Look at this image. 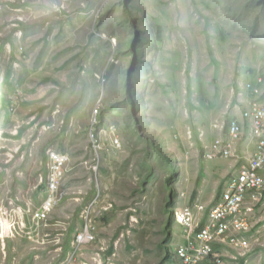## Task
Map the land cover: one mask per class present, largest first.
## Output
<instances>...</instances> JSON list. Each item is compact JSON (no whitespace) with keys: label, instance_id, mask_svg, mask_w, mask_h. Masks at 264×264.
<instances>
[{"label":"rangeland","instance_id":"obj_1","mask_svg":"<svg viewBox=\"0 0 264 264\" xmlns=\"http://www.w3.org/2000/svg\"><path fill=\"white\" fill-rule=\"evenodd\" d=\"M257 77L264 0H0V264H181L176 212L238 172L196 124L236 116ZM51 153L69 162L44 221ZM256 222L247 264L264 205Z\"/></svg>","mask_w":264,"mask_h":264},{"label":"built area","instance_id":"obj_2","mask_svg":"<svg viewBox=\"0 0 264 264\" xmlns=\"http://www.w3.org/2000/svg\"><path fill=\"white\" fill-rule=\"evenodd\" d=\"M247 91L251 101L241 112L243 122L238 117L231 118L227 136L203 147V156L208 160L235 159L238 172L228 178L209 206L197 201L176 212L177 222L183 229V243L175 251L181 264H205L211 260L215 264H224L226 260L247 264L255 250L256 214L264 205V79L257 77V83L248 84ZM244 122L251 125L256 139L255 151L249 159H241L239 148L246 131ZM50 162L47 199L35 216L44 221L57 203L58 187L69 158L51 153ZM87 232L80 236L81 240H88Z\"/></svg>","mask_w":264,"mask_h":264},{"label":"crops","instance_id":"obj_3","mask_svg":"<svg viewBox=\"0 0 264 264\" xmlns=\"http://www.w3.org/2000/svg\"><path fill=\"white\" fill-rule=\"evenodd\" d=\"M231 101H234L233 99ZM250 101H251V98L249 99H241V104L243 105V109H245L246 107H249L250 105ZM242 107H240L239 105H233L232 103L229 104L226 109L227 110H224L226 111V113L228 115H232L230 113H233L235 112L236 113V116L234 117H238V120H240L241 122H243V119L241 117V112L243 111V109L241 110ZM235 110H238V111H235ZM240 112V113H238ZM231 118H233L232 116H230L229 120L227 122H222V123H219V124H210V125H204V124H196L197 127L195 128L196 130V133H200L202 134L203 136H199V138L203 141V147L204 146H209L211 144L214 143V141L218 140V139H222V138H225L227 136V127H228V124H229V121L231 120ZM244 123H247L245 128H246V131H245V135H244V138H243V142L241 144V146L239 147L240 150H242L244 147H252L253 146V149L255 151V144H256V139L253 137L252 133H251V125L248 123V122H244ZM188 128V127H187ZM182 132V131H181ZM180 132V133H181ZM210 132V133H209ZM211 134L212 137H213V140L211 141H208L206 142V139H205V135L206 134ZM182 134V133H181ZM236 161V160H235Z\"/></svg>","mask_w":264,"mask_h":264},{"label":"trees","instance_id":"obj_4","mask_svg":"<svg viewBox=\"0 0 264 264\" xmlns=\"http://www.w3.org/2000/svg\"><path fill=\"white\" fill-rule=\"evenodd\" d=\"M135 8H136V6H134ZM126 14H127V20L130 18V16H131V14H130V12L128 11V10H126ZM132 18V17H131ZM96 124L97 123H95V127H96ZM99 125V124H98ZM172 167V166H171ZM175 167V166H174ZM172 177H171V180L169 179L168 181H167V183H168V185H169V187L170 188H172V184L174 183V176L176 177V175H175V173H176V171H175V168H173L172 167ZM219 194H220V192H219ZM172 204V202H169V205H171ZM174 215V214H173ZM172 215V216H173ZM208 264H215L214 262H213V260H211V261H209V262H207ZM206 263V264H207ZM241 264H244V261L243 262H241Z\"/></svg>","mask_w":264,"mask_h":264}]
</instances>
